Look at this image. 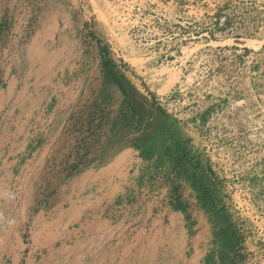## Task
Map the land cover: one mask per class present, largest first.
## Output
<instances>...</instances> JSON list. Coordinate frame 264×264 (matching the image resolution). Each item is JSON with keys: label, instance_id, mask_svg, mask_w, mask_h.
Listing matches in <instances>:
<instances>
[{"label": "rangeland", "instance_id": "1", "mask_svg": "<svg viewBox=\"0 0 264 264\" xmlns=\"http://www.w3.org/2000/svg\"><path fill=\"white\" fill-rule=\"evenodd\" d=\"M0 264H264V0H0Z\"/></svg>", "mask_w": 264, "mask_h": 264}]
</instances>
